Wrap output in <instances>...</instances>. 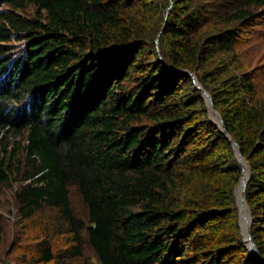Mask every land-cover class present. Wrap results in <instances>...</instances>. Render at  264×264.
<instances>
[{
    "label": "trees",
    "instance_id": "16d2710c",
    "mask_svg": "<svg viewBox=\"0 0 264 264\" xmlns=\"http://www.w3.org/2000/svg\"><path fill=\"white\" fill-rule=\"evenodd\" d=\"M167 1L159 49L152 0H0V197L41 230L28 264H264V98L228 75L218 125L184 73L233 56L264 0Z\"/></svg>",
    "mask_w": 264,
    "mask_h": 264
},
{
    "label": "rangeland",
    "instance_id": "374dc122",
    "mask_svg": "<svg viewBox=\"0 0 264 264\" xmlns=\"http://www.w3.org/2000/svg\"><path fill=\"white\" fill-rule=\"evenodd\" d=\"M205 1H211V0H194L195 3H201ZM153 2V10L152 12L156 10V15L151 14L150 23L153 27L154 31L156 30L157 37L155 38L156 47L160 49L159 42V36L161 28L165 25V23L168 21V18L171 14V1L167 0H152ZM153 19V20H152ZM212 25L205 24V26L202 27V31L200 32L202 35H204V29L211 28ZM162 48V46H161ZM233 53L234 55L231 56L230 54L228 56L219 53L217 57H219V60L212 65L204 66L201 70L197 72V75L194 73H191L196 78V83L199 84L203 90L206 92L208 99L209 93L214 88H218L221 86V84L227 80L228 75H238V73L244 72L247 73L251 77V81L254 84L255 91L257 93V97L264 98V25L259 24L257 26H253L250 29L247 30L246 33L242 34V36L238 37L236 42L233 46ZM160 53V50H158ZM154 56H152L153 58ZM159 57H161L159 55ZM234 57V58H232ZM229 59H232V63L228 64ZM162 60V57H161ZM224 63V64H223ZM225 67V68H224ZM227 69L229 72H227ZM222 71V75L216 74V72ZM208 74H211V78H209V83H205V87L203 83L200 81V76H206ZM215 74L217 76H215ZM209 76V75H208ZM192 78V76H191ZM192 82L194 83L196 89L198 90V87L196 86L194 80L192 79ZM200 94L203 97L205 101V97L202 94L200 90ZM206 104V101H205ZM210 104V100H209ZM211 105V104H210ZM206 108L208 110L209 118L217 123L214 114L212 113L211 106L210 110L212 113V116L209 113V109L206 104ZM234 150V158H236L237 162L239 163L241 167V177L238 181V183L234 187L233 192V202L232 207L234 208V215H233V221L236 222L240 229V234L243 239V242L248 248L247 242L245 238L243 237V230H242V211L238 204V197L241 199V201L244 203V208L246 210V215L250 218L249 221V237H251V228H252V216L250 214V210L247 206L246 200L243 196V188L246 179H241L246 174L247 170V161L244 163L242 159H238V149L234 145H232ZM249 174V173H248ZM241 182L240 192L238 193V184ZM16 207L14 205L13 200V194L10 193L8 195V199H5V196L0 197V215L3 219V226L2 229H0V264H28L27 260L30 257L31 252V245L33 244V241L37 236L42 237L40 228L31 224L27 223H19V215L15 211ZM57 245L59 246H66L68 243L66 242L64 237L58 238L56 240ZM48 264H54V262H50Z\"/></svg>",
    "mask_w": 264,
    "mask_h": 264
},
{
    "label": "water",
    "instance_id": "95a60500",
    "mask_svg": "<svg viewBox=\"0 0 264 264\" xmlns=\"http://www.w3.org/2000/svg\"><path fill=\"white\" fill-rule=\"evenodd\" d=\"M184 73L192 76V79L194 80L196 86L198 87L199 90H201L202 94L204 95V97H205V101H206V104H207V107H208V109H209V113H210V115L212 116V113H211V110H210L209 99H208V96H207L206 92L203 90V88H202L199 84L196 83V78H195L194 75H192V74L189 73V72H184ZM211 119H212V118H211ZM223 133H224L225 135H227L226 132L223 131ZM227 136H228V135H227ZM228 137H229V136H228ZM229 138H230V137H229ZM230 139H231V138H230ZM231 142H232V144H233L235 147H237L236 143H235L232 139H231ZM240 157H241L242 161H243L244 163H246V160H245L242 156H240ZM248 173H249V167L247 166L246 174H245L244 177L241 179V181H242L243 179H247V177H248ZM240 187H241V182H239L238 187H237V188H238V193L240 192ZM238 204H239V207H240V209H241V211H242V230H243V237L245 238V240H246V242H247L248 249H249L250 253H251L254 257H256V258H260L256 246L254 245L252 239L249 237V231H248V228H249V221H250V218L246 215V210H245V208H244V203L241 201V199H240L239 197H238Z\"/></svg>",
    "mask_w": 264,
    "mask_h": 264
}]
</instances>
